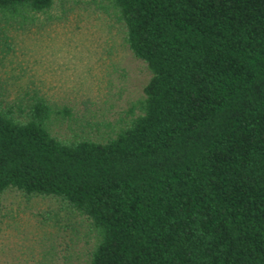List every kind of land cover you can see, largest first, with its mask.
I'll return each mask as SVG.
<instances>
[{
    "label": "trees",
    "instance_id": "trees-1",
    "mask_svg": "<svg viewBox=\"0 0 264 264\" xmlns=\"http://www.w3.org/2000/svg\"><path fill=\"white\" fill-rule=\"evenodd\" d=\"M59 1L0 0V195L81 216L87 264H264V0H90L151 72L99 135L12 65Z\"/></svg>",
    "mask_w": 264,
    "mask_h": 264
},
{
    "label": "rangeland",
    "instance_id": "rangeland-1",
    "mask_svg": "<svg viewBox=\"0 0 264 264\" xmlns=\"http://www.w3.org/2000/svg\"><path fill=\"white\" fill-rule=\"evenodd\" d=\"M60 1L51 24L17 32L12 65L25 71V80L51 87L54 98L67 97L85 127L97 124V135L107 133L103 124H114L144 97L151 72L106 3ZM94 243L87 221L59 201L15 190L0 195V264H87Z\"/></svg>",
    "mask_w": 264,
    "mask_h": 264
}]
</instances>
